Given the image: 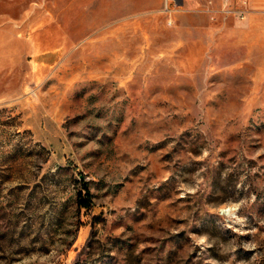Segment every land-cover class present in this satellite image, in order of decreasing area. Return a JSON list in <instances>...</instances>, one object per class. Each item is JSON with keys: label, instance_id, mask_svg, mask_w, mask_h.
I'll use <instances>...</instances> for the list:
<instances>
[{"label": "rangeland", "instance_id": "1", "mask_svg": "<svg viewBox=\"0 0 264 264\" xmlns=\"http://www.w3.org/2000/svg\"><path fill=\"white\" fill-rule=\"evenodd\" d=\"M246 1L0 0V264H264Z\"/></svg>", "mask_w": 264, "mask_h": 264}, {"label": "crops", "instance_id": "2", "mask_svg": "<svg viewBox=\"0 0 264 264\" xmlns=\"http://www.w3.org/2000/svg\"><path fill=\"white\" fill-rule=\"evenodd\" d=\"M235 2V0H233ZM255 0H247L246 1V6L248 8H251L254 4ZM264 1V0H262ZM264 22V15L262 16H257L254 14H249L244 20L243 22L240 23V25L243 26V31L247 32L249 34H256L258 32H262L263 30H261L260 28H257V25H260Z\"/></svg>", "mask_w": 264, "mask_h": 264}, {"label": "trees", "instance_id": "3", "mask_svg": "<svg viewBox=\"0 0 264 264\" xmlns=\"http://www.w3.org/2000/svg\"><path fill=\"white\" fill-rule=\"evenodd\" d=\"M80 205H81V206H86V204H80ZM81 206H80V207H81Z\"/></svg>", "mask_w": 264, "mask_h": 264}]
</instances>
